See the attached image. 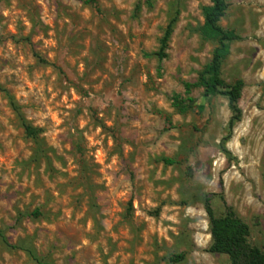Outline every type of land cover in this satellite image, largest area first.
Wrapping results in <instances>:
<instances>
[{
  "label": "rangeland",
  "instance_id": "obj_1",
  "mask_svg": "<svg viewBox=\"0 0 264 264\" xmlns=\"http://www.w3.org/2000/svg\"><path fill=\"white\" fill-rule=\"evenodd\" d=\"M228 2L221 78L244 86L225 140L228 99L185 88L218 46L211 0H0V264H231L207 200L264 250V0Z\"/></svg>",
  "mask_w": 264,
  "mask_h": 264
},
{
  "label": "trees",
  "instance_id": "obj_2",
  "mask_svg": "<svg viewBox=\"0 0 264 264\" xmlns=\"http://www.w3.org/2000/svg\"><path fill=\"white\" fill-rule=\"evenodd\" d=\"M230 4L228 0H211V5L203 8L204 25L201 33L206 39H215L218 46L213 52L211 62L200 73L197 83L185 85L186 94L190 95L194 87H202L205 97L224 96L229 101V108L232 116L228 125V136L225 140L230 139L237 123L242 120V110L239 106L242 98L243 82L238 81L235 84H227L221 78V68L223 62L230 55L231 43L240 39L233 31L225 30L220 22L229 10ZM140 7H138L139 9ZM177 17L170 20L163 38L161 39L160 49L157 53L159 60L162 61L167 57V49L174 32ZM0 90L1 87H0ZM12 110L21 120L23 127L28 136L37 138L39 129L33 127L25 118L22 107L17 103L16 99L8 90H4ZM175 107L181 112L189 110V106L185 105L184 100L180 96H176ZM187 101L192 102V98ZM166 164H173L169 159H164ZM206 212L209 217L210 230L212 235L211 253L224 254L229 256L231 264H264V250L250 245L248 238L250 236V228L231 210L224 217H217L210 205V201L206 202ZM37 214V213H36ZM183 256H177L171 259V262L181 260ZM39 264H50L38 261Z\"/></svg>",
  "mask_w": 264,
  "mask_h": 264
}]
</instances>
